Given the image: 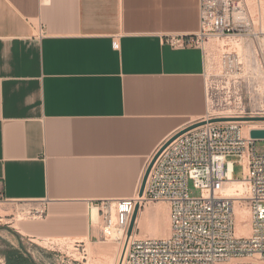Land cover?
Instances as JSON below:
<instances>
[{"label": "crops", "instance_id": "crops-1", "mask_svg": "<svg viewBox=\"0 0 264 264\" xmlns=\"http://www.w3.org/2000/svg\"><path fill=\"white\" fill-rule=\"evenodd\" d=\"M199 28V0H0L3 196L45 210L26 235L86 246L92 203L135 198L162 145L206 115L205 46L168 41ZM13 251L51 264L16 245L0 264Z\"/></svg>", "mask_w": 264, "mask_h": 264}, {"label": "built area", "instance_id": "built-area-1", "mask_svg": "<svg viewBox=\"0 0 264 264\" xmlns=\"http://www.w3.org/2000/svg\"><path fill=\"white\" fill-rule=\"evenodd\" d=\"M199 7V30L192 35L169 38L172 46L203 47L213 38H248L254 43L258 64L264 73L262 17L253 15L249 1L199 0ZM223 64L232 72L239 69L240 55L226 53ZM251 115L264 117V98ZM243 116L216 115L208 110L203 118L182 130L198 123L197 126L174 139L157 157L142 196L139 193L135 198L92 203V221L96 208L102 236L114 230L121 238L129 237L121 264H233L244 257H258L264 262V149L258 146V141L264 139L251 138L250 131L254 128L245 133ZM238 162L242 166L241 178L234 177ZM234 179L244 185L240 198L226 192V184ZM192 187L198 194H192ZM237 200L249 211L248 236L237 232ZM6 201L10 200L4 198L0 181V202ZM153 202L168 204L169 234L138 238L133 235L137 230L135 224L128 236L136 206L139 204L142 210ZM43 213L42 208L38 216ZM84 244L76 241L74 247L83 254L81 260L87 261ZM54 249L60 253V248ZM66 257L56 255L50 262L73 264L78 259Z\"/></svg>", "mask_w": 264, "mask_h": 264}, {"label": "rangeland", "instance_id": "rangeland-1", "mask_svg": "<svg viewBox=\"0 0 264 264\" xmlns=\"http://www.w3.org/2000/svg\"><path fill=\"white\" fill-rule=\"evenodd\" d=\"M248 1L253 15L256 18L258 15L262 17L261 21L264 27V0H259L258 2L256 0ZM261 8L262 11L260 10ZM204 46L208 58L209 110L216 115L244 114L243 118L240 117L242 118L241 120L252 121L244 118L253 116L251 114L257 110L264 98V73L258 64L259 61L254 50L253 41L248 38L236 37H229L224 40L222 38H213ZM228 52L240 55V68L233 72L225 68L223 64V57ZM244 127V130L248 131L250 126L244 123ZM258 146L264 149V141H258ZM232 159L238 161L239 158ZM234 177H242V166L239 162L235 167ZM191 190L193 195L198 194L193 187ZM241 207L243 210L245 209L246 215L248 213L247 216L250 220L248 209L243 205ZM41 209L42 205L31 201L0 202V258L4 252L12 250L16 245L18 250H22L28 256L31 257L32 254H36L49 263L54 261L56 255L64 257L69 255L81 259L83 254L75 249L73 239L38 238L24 233L22 229L23 223L42 218L45 213H43V216H38V211ZM142 210L136 237H164L169 234L170 218L167 203H149ZM100 223L101 220L95 224V238L93 241L85 240L86 264L116 263L122 250L124 238L112 240L110 234L102 236L99 232ZM246 224H248L247 221L243 222V226H245L243 228L245 229L248 228ZM157 226L159 227L157 228ZM51 243L58 244V246H54ZM54 247L60 248V253ZM43 259H41V262H43ZM1 262L3 263V261ZM42 264L47 263L43 262ZM59 264L62 263L59 262ZM233 264H264V262L258 257H244L235 260Z\"/></svg>", "mask_w": 264, "mask_h": 264}, {"label": "bare ground", "instance_id": "bare-ground-1", "mask_svg": "<svg viewBox=\"0 0 264 264\" xmlns=\"http://www.w3.org/2000/svg\"><path fill=\"white\" fill-rule=\"evenodd\" d=\"M260 3H261V1H260ZM260 10L262 11V8ZM244 123L249 124V126H250L249 128H255V127H259V126H264V122L263 121H245L244 120ZM245 133H247L246 130H245ZM243 191H244V185L241 182V180L234 179V180H232V181H230V182H228L226 184V192H227V194L229 196H232L234 198H240L242 196V194H243ZM241 206H242L241 200H237V204H236L237 232H238L239 235L247 236V235L250 234V221H248L249 220L248 216H247L248 213L246 215V212H244L245 209L243 210ZM243 206H245V205H243ZM142 212H143V210L139 211V214H138V217H137V220H136V227L139 224V219H140V215L142 214ZM93 220H94V226H95V224H97L100 221V217L98 215V212H97L96 208H94V211H93ZM245 221H247V223H248V224H246V226H248V228H246V229L243 228V227H245V226H243V222H245ZM159 226H157V228ZM133 235H136V232H134ZM110 236H111L112 240H119L121 238V234L116 232V231H114V230L110 233ZM128 238L129 237H127V238L124 237L122 250H121V252H120V254H119L118 258H117L116 263H113V264H121V261L123 259L124 253H125V248H126V245H127ZM61 239H64V238H61ZM109 255H110V253H109ZM111 262H112V260H111Z\"/></svg>", "mask_w": 264, "mask_h": 264}, {"label": "water", "instance_id": "water-1", "mask_svg": "<svg viewBox=\"0 0 264 264\" xmlns=\"http://www.w3.org/2000/svg\"><path fill=\"white\" fill-rule=\"evenodd\" d=\"M244 119L246 120H252V121H264V117H253V116H250V117H245ZM197 124H194L192 126H189L187 128H185L184 130H181L180 132H178L177 134H175L172 138H170L159 150L158 152L155 154V156L153 157V159L151 160L146 172H145V175H144V178H143V181H142V184H141V188H140V195L142 196L144 194V191H145V186H146V182H147V179H148V175L150 173V170L154 164V162L156 161L157 157L161 154V152L174 140L176 139L178 136H180L181 134H183L184 132L188 131L189 129L197 126ZM250 136L251 138L253 139H258V140H261V139H264V128H254L250 131ZM139 210H140V205L138 204L135 208V211L133 213V216H132V220H131V223H130V227L128 229V236H130L133 231H134V227H135V224H136V220H137V217H138V214H139Z\"/></svg>", "mask_w": 264, "mask_h": 264}, {"label": "trees", "instance_id": "trees-1", "mask_svg": "<svg viewBox=\"0 0 264 264\" xmlns=\"http://www.w3.org/2000/svg\"><path fill=\"white\" fill-rule=\"evenodd\" d=\"M10 256L15 257L17 260H16V262H10V263H9V260H8V264H28L26 262V259L23 258L19 253H16V255H15V252L13 251L12 254L10 253ZM8 259H9V256H8Z\"/></svg>", "mask_w": 264, "mask_h": 264}]
</instances>
